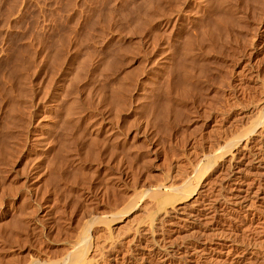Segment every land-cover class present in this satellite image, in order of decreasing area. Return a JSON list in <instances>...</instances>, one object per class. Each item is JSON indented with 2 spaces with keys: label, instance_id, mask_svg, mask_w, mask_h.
Listing matches in <instances>:
<instances>
[{
  "label": "rangeland",
  "instance_id": "obj_1",
  "mask_svg": "<svg viewBox=\"0 0 264 264\" xmlns=\"http://www.w3.org/2000/svg\"><path fill=\"white\" fill-rule=\"evenodd\" d=\"M149 1L151 4L154 2L153 8L150 7ZM222 1L0 0V264H30L33 261L36 264L60 263L74 241H78L82 248L85 247L86 256L88 259L94 258L93 261L97 262L94 261L95 264H264V243H262L264 242V200L253 198L249 201L250 203L248 202V205L250 204L247 207L250 208L248 210L232 204L235 200L231 195L234 182L238 179L254 187L260 186L259 188L264 190V143L259 141L260 136L258 134L247 136L251 146L247 156L248 159L253 157V159L250 158L252 161L248 164L239 160V157L231 159L230 154L225 150L200 161L201 154L210 150L209 145L215 143L219 135L224 132L231 135L235 132L230 125H227V128L225 126L233 122L242 106H246V102L250 104L258 100L257 98L261 97L260 95L264 92V0H227L225 4L223 3V7ZM141 4L145 7L149 4V8L152 9L150 10L147 6L146 11L149 10L146 12L148 15H145L147 18L138 22L137 20L141 17H138L137 9L141 7L143 9ZM220 5L225 9L222 13ZM143 12L139 15L142 16ZM217 12L221 16L225 13L223 17L228 21L223 19L227 25L224 22L221 23L222 26L215 23L218 19ZM150 13L153 14L154 19L152 17L150 19L152 16ZM227 15L231 16L230 20L226 18ZM132 16L133 19L136 18L134 21H132ZM210 19L214 21L213 24ZM204 28L205 31L207 30L206 36L200 32V29L204 30ZM211 29H217V31L211 34ZM185 35L190 36V45L192 44L190 58L194 62H190V66L194 78L190 79V89L187 91L185 89L182 94L183 90L178 88L180 86L178 74H176L169 91L171 98L174 97L173 109L170 108L172 112L169 109L164 115L161 112L162 106H156V103L165 101L166 89H168L166 83L171 80L170 73L174 71L177 73L179 66L177 60L179 59H175L177 56L173 52L176 46L184 43ZM122 45L127 48L126 54L124 52L119 54ZM71 62L74 65H71ZM101 63L104 65L102 66ZM22 65L27 70L24 69L20 73L18 67L21 68ZM97 65L100 66L99 69ZM62 70L66 71H64L65 74ZM126 72L129 76L123 81V85L126 84L127 90L120 93L122 96L125 95L126 106L121 103L120 107L117 106V108L116 104L114 108L113 105L107 104L108 97L112 86H119L117 84L120 77ZM55 75L62 78L58 79ZM50 76L53 77L52 83H50ZM57 79L61 80L62 84L69 83L67 85L70 86L67 88L64 83L62 87ZM69 79L73 83H70ZM46 86L49 87L48 93H45L47 96L41 94L43 89H47ZM57 89L61 93L64 91L66 93H59V101H54L52 93ZM50 90L53 92L50 93ZM27 91L28 94H25ZM11 92L13 96L9 94ZM50 94H52L51 97ZM15 96L16 100L13 99ZM60 96H64L63 99ZM11 100L16 101V105L19 102V106L22 107L19 108L21 111L25 108L17 117L12 116L10 111ZM74 100L77 103L72 111L76 112H73V115L70 112L71 116L76 118L74 122H78L70 126L64 116H66L67 106L69 107ZM38 111L40 114L37 113ZM33 112L36 114H32ZM61 117L65 118L63 125L60 122ZM34 119L38 126L34 124ZM32 125H35V128ZM223 128L225 131L219 134ZM227 129L230 131H226ZM40 133L41 138L38 136L40 139L37 137L34 139V136ZM215 134L217 137H214ZM90 138H97L99 142L92 148L88 146L87 148L86 145L91 140ZM61 139L67 140L64 147L58 143ZM244 162L247 166L250 165L247 167ZM194 163H198L199 166L193 174L191 171ZM189 166L191 168L190 189L195 188L196 192L190 196L194 197L198 193L199 200L202 201L199 203L200 208L190 211L191 215L195 212L196 215L198 214L195 223L190 225L194 226L197 231L194 230L192 233L191 230L195 228L190 229L191 238L183 237V235L185 240L176 238L178 241L172 242L174 238L171 233L172 226L168 225L166 226L167 231L165 230L167 233L163 232L161 236L152 232L151 229L158 226L155 213H143L144 207H140L148 204L147 197H141L137 202V208L133 212L136 215L137 211L136 217L134 215L135 222L122 221L116 224L122 229L126 224L128 226V228L125 226L127 229L125 227L121 229V232L120 229H117L118 233L113 231L112 233H116L117 237H114L112 233L106 235L102 231L104 225L116 223V220H113V214L117 215L118 211L122 213V207L130 197L145 191L148 185H155L162 179L176 180L178 168ZM193 199L191 198L190 201ZM98 214L102 215L105 224L98 221L100 217ZM105 214L107 216H104ZM206 214L209 216L207 217ZM95 216L98 219L93 221ZM150 219L151 229L150 224L145 225V220ZM131 228L135 229L130 231ZM83 235L86 236L87 242ZM205 237L207 240L203 244L205 247L201 246L204 253L203 251L193 253L192 243H199V240L204 242ZM189 239L190 247L186 245ZM208 239L211 241L209 242ZM83 242L86 245H83ZM211 245L212 247L218 246V249L228 246L230 251L228 254H218V256L209 248ZM212 252L214 255L210 254ZM162 255H167V261H161Z\"/></svg>",
  "mask_w": 264,
  "mask_h": 264
},
{
  "label": "bare ground",
  "instance_id": "obj_2",
  "mask_svg": "<svg viewBox=\"0 0 264 264\" xmlns=\"http://www.w3.org/2000/svg\"><path fill=\"white\" fill-rule=\"evenodd\" d=\"M222 1V0H221ZM248 1V0H247ZM151 2H153V1H151ZM176 2H178V1H176ZM201 2V1H200ZM219 2V1H218ZM226 3L227 2V0H223L221 3H222V7H223V3ZM262 2V1H261ZM147 3V2H146ZM145 3V4H146ZM148 3H150V1L148 2ZM216 3V2H215ZM220 3V2H219ZM224 3V4H225ZM237 3V2H236ZM258 3V2H257ZM263 3V2H262ZM142 4H144V3H142ZM140 5V6H143V5ZM152 4H154V2L152 3ZM152 4L150 3V7H152L153 8V6H152ZM178 4V3H177ZM176 4V5H177ZM229 4V3H228ZM248 4V3H247ZM155 5V4H154ZM173 5V4H172ZM227 5V4H226ZM231 5V4H230ZM244 5V4H243ZM263 5V4H262ZM139 6V5H138ZM148 6V7H147ZM161 6V5H160ZM178 6V5H177ZM228 6V5H227ZM145 6H143V9H142V7L139 9L138 7V9H137V12H138V17H141V19H139L138 17V19L139 20H137L138 22L139 21H143L144 19H146L147 17H145V15H148L146 12H148V11H146L147 10V8H149V4L148 5H146V9L144 8ZM176 7V6H175ZM220 7H221V5H220ZM221 7V8H222ZM234 7V6H233ZM259 7V6H258ZM152 8H149L150 10L152 9ZM161 8V7H160ZM215 8V7H214ZM221 8H219V9H221ZM229 7H227V9H228ZM231 8H232V6H231ZM144 10V12L142 11V10ZM218 9V10H219ZM237 9V8H236ZM257 9V8H256ZM260 9H261V7H260ZM263 9V8H262ZM164 10V9H163ZM216 10V9H215ZM222 11H221V13L222 12H224V8H222L221 9ZM233 10V9H232ZM161 11V10H160ZM213 11V10H212ZM228 11H230V10H228ZM260 11V10H259ZM263 11V10H262ZM132 12V11H131ZM133 12H134V15H135V11L133 10ZM143 12V14H142V16H143V18H142V16H140L139 14H141ZM152 12V11H151ZM156 12V11H155ZM158 12V11H157ZM264 12V11H263ZM130 13V12H129ZM152 13H154V12H152ZM152 13H150L152 16H150V19H151V17L153 18V14ZM214 14H216L215 12H213ZM226 13H227V10H226ZM230 13V12H229ZM232 13V12H231ZM128 14V13H127ZM131 14V13H130ZM162 14V13H161ZM199 14V13H198ZM157 15V14H156ZM231 15V14H230ZM236 15V14H235ZM241 15V14H240ZM240 15H239V17H240ZM217 20L215 21V23L216 24H219V26H222V24L221 23H223L224 22V24H226L227 25V23H225V21H224V17L223 16H225V13H223V16H221V14L219 15L218 14V12H217ZM258 16V15H257ZM257 16H255V17H257ZM263 16V15H262ZM176 17V16H175ZM213 17V16H212ZM237 17V16H236ZM235 17V18H236ZM157 18V17H156ZM155 18V19H156ZM211 18V17H210ZM215 18V17H214ZM224 18V19H223ZM226 18H228L229 20H230V18H231V16H229L228 17V15H227V17ZM259 18V17H258ZM262 18V17H261ZM132 19H133V16H132ZM136 19V18H135ZM135 19H133L132 21H134ZM154 19V18H153ZM166 19V18H165ZM240 19V18H239ZM215 20V19H214ZM226 20V19H225ZM257 20V19H256ZM260 20V19H259ZM129 21H131L130 20V18H129ZM168 21V20H167ZM210 21H211V19H210ZM209 21V22H210ZM228 20H226V22H227ZM236 21V20H235ZM237 21H239V20H237ZM243 21V20H242ZM241 21V22H242ZM261 21V20H260ZM212 22V21H211ZM214 22V21H213ZM213 22H212V24H213ZM215 23H214V25H215ZM229 23H231V22H229ZM237 23V22H236ZM167 24V23H166ZM221 24V25H220ZM130 25V24H129ZM128 25V26H129ZM144 25V24H143ZM193 25V24H192ZM201 25V24H200ZM252 25H254V24H252ZM133 26V25H132ZM194 26V25H193ZM209 26V28H210V25H208ZM246 26V25H245ZM201 27H202V25H201ZM205 27V26H204ZM207 27V26H206ZM212 27V26H211ZM217 28H218V26H216ZM226 27V26H225ZM249 27V26H248ZM200 28V27H199ZM208 28V27H207ZM206 28V29H207ZM208 28V29H209ZM215 28V27H214ZM222 28V27H221ZM220 28V29H221ZM234 28H235V26H234ZM257 28V27H256ZM128 29V28H127ZM220 29H218L219 31H220ZM226 29H227V27H226ZM130 30H131V27H130ZM132 30H134V28L132 29ZM194 30V29H193ZM196 30V29H195ZM202 30V31H201ZM210 30V29H209ZM222 30V29H221ZM228 30V29H227ZM238 30V29H237ZM253 30V29H252ZM255 30V29H254ZM261 30V29H260ZM127 31V30H126ZM136 31V30H135ZM153 31H155V30H153ZM207 31V30H206ZM205 28H204V30L203 29H200V32H203V35L205 34ZM212 31V32H211ZM211 31H209V32H211V34L213 33V31H217V29L216 30H212L211 29ZM233 31V30H232ZM240 31V30H239ZM243 31V30H242ZM245 31V30H244ZM151 32V31H150ZM248 32V31H247ZM250 32H251V30H250ZM122 33V32H121ZM198 33V32H197ZM196 33V35H198ZM223 33V32H222ZM263 33V32H262ZM200 34V33H199ZM215 34V33H214ZM217 34V33H216ZM232 34V33H231ZM134 35V34H133ZM189 35V34H188ZM186 36L185 38H184V43H182V45H178V46H176V50L173 52L175 55V59H179V60H177V65H179L178 66V69H177V73L174 71L173 73L171 72L170 74V76H171V80H169L167 83H166V87H168V89H166V97H165V101L163 102V103H156V106L157 105H160V106H162V110H161V112L162 113H164V115L169 111V109L170 108H172L173 107V98H171V95H170V87L172 86V84H173V81H174V78L176 77V74H178V84H179V86L180 87H182V88H180V87H178L180 90H183V93H182V91H181V93L182 94H184V90L185 91H187L188 89H190V79L192 78H194L193 77V73H192V70H191V66H190V62H194V60L192 59V58H190L191 56H190V46L192 45H190V42H191V40H190V36ZM202 35V34H201ZM220 35H222L221 33H220ZM235 35V34H234ZM253 35V34H252ZM155 36V35H154ZM153 36V37H154ZM195 36V35H194ZM200 36V35H199ZM205 36H206V34H205ZM215 36V35H214ZM217 36V35H216ZM224 36V35H223ZM247 36V35H246ZM157 37V36H156ZM164 37V36H163ZM228 37V36H227ZM235 37V36H234ZM249 37V36H248ZM256 37V36H255ZM197 38V37H196ZM195 38V41L197 40ZM202 37H200V39H201ZM211 38V37H210ZM214 38V37H213ZM212 38V39H213ZM226 38V37H225ZM229 38V37H228ZM236 38V37H235ZM263 38V37H262ZM157 39V38H156ZM192 39V38H191ZM199 39V38H198ZM207 39V38H206ZM231 39V38H230ZM240 39V38H239ZM153 40V39H152ZM209 40V39H208ZM214 40V39H213ZM219 40V39H218ZM227 40V39H226ZM232 40V39H231ZM230 40V41H231ZM133 41V40H132ZM206 41V40H205ZM243 41V40H242ZM250 41H252L251 39H250ZM264 41V40H263ZM75 42V41H74ZM194 42V41H193ZM198 42V41H197ZM232 42V41H231ZM245 42V41H244ZM134 43V42H133ZM233 43V42H232ZM231 43V44H232ZM169 44V43H168ZM196 44H198V43H196ZM200 44V43H199ZM215 44V43H214ZM222 44V43H221ZM230 44V43H229ZM136 45V44H135ZM213 45V44H212ZM233 46H234V44H232ZM249 45V44H248ZM260 45V44H259ZM258 45V46H259ZM263 45V44H262ZM48 46V45H47ZM46 46V47H47ZM133 46H134V44H133ZM180 46V47H179ZM205 46V45H204ZM203 46V47H204ZM206 46H208V45H206ZM218 46V45H217ZM135 47V46H134ZM137 47H139V46H137ZM198 47V46H197ZM211 47H214V46H211ZM235 47V46H234ZM69 48V47H68ZM128 48H129V46H128ZM174 48V47H173ZM47 49V48H46ZM56 49V48H55ZM127 48H125V46H123L122 45V48L120 49V51H119V54L120 53H123L124 52V54H126L125 52L127 51L126 50ZM207 49V48H206ZM225 49V48H224ZM234 49V48H233ZM104 50V49H103ZM108 50V49H107ZM107 50H105V51H107ZM110 50V49H109ZM214 50V49H213ZM240 50V49H239ZM198 51V50H197ZM201 51V50H200ZM250 51V50H249ZM91 52V51H90ZM108 52V51H107ZM106 52V53H107ZM110 52V51H109ZM215 52H216V50H215ZM225 52V51H224ZM240 52V51H239ZM260 52V51H259ZM258 52V53H259ZM263 52V51H262ZM74 53V52H73ZM192 53H194V52H192ZM207 53V52H206ZM210 53V52H209ZM238 53V52H237ZM243 53V52H242ZM19 54V53H18ZM48 54V53H47ZM53 54V53H52ZM51 54V55H52ZM116 54V53H115ZM132 54V53H131ZM217 54H219V53H217ZM229 54V53H228ZM244 54V53H243ZM246 54V53H245ZM256 54V53H255ZM262 54V53H261ZM87 55V54H86ZM90 55V54H89ZM205 55V54H204ZM216 55V54H215ZM64 56V55H63ZM121 56V55H120ZM200 56V55H199ZM234 56H236V55H234ZM50 57V56H49ZM65 57V56H64ZM72 57V56H71ZM87 57V56H86ZM89 57V56H88ZM211 57V56H210ZM47 58H48V56H47ZM46 58V59H47ZM52 58V57H51ZM140 58V57H139ZM196 58V57H195ZM212 58V57H211ZM238 58V57H237ZM18 59V58H17ZM164 59H167V58H164ZM207 59V58H206ZM241 59V58H240ZM239 59V60H240ZM262 59V58H261ZM25 60V59H24ZM87 60V59H86ZM102 60H103V58H102ZM174 60V59H173ZM209 60V59H208ZM234 60V59H233ZM232 60V61H233ZM238 60V61H239ZM246 60V59H245ZM260 60V59H259ZM22 61H23V59H22ZM165 61V60H164ZM207 61V60H206ZM242 61V60H241ZM248 61V60H247ZM246 61V62H247ZM55 62V61H54ZM72 62H74L73 60H72ZM71 62V63H72ZM198 62V61H197ZM237 62V61H236ZM257 62V61H256ZM260 62V61H259ZM29 63V62H28ZM47 63H48V60H47ZM83 63V62H82ZM85 63V62H84ZM104 63V62H103ZM103 63H101L102 64V66L104 65ZM211 63V62H210ZM217 63V62H216ZM219 63V62H218ZM228 63V62H227ZM55 64V63H54ZM189 65L188 67H187V65ZM214 64V63H213ZM250 64V63H249ZM71 65H74V63H72ZM70 65V66H71ZM79 65V64H78ZM80 65H81V63H80ZM176 65V64H175ZM186 65V66H185ZM243 65V64H242ZM248 65V64H247ZM23 66V65H22ZM76 66V65H75ZM170 66H171V64H170ZM201 66V65H200ZM219 66V65H218ZM226 66V65H225ZM244 66H246V65H244ZM255 66V65H254ZM72 67V66H71ZM80 67V66H79ZM83 67V66H82ZM97 67H98V69L100 68V66H98L97 65ZM105 67H106V64H105ZM52 68V67H51ZM64 68V67H63ZM73 68V67H72ZM230 68V67H229ZM18 69H19V72L20 73H22V71L24 70V69H26L27 70V68H25L24 66L23 67H21V68H19L18 67ZM17 69V70H18ZM65 70H66V68H64ZM78 69H81V68H78ZM97 68H95V70H96ZM176 69H173V70H176ZM227 69V68H226ZM242 69H243V67H242ZM250 69V68H249ZM65 70H62L63 72L65 71ZM77 70V69H76ZM94 70V71H95ZM155 70V69H154ZM251 70V69H250ZM249 70V71H250ZM253 70V69H252ZM78 71V70H77ZM98 70H96L95 72H97ZM150 71V70H149ZM209 71V70H208ZM242 71V70H241ZM245 71V70H244ZM26 72V71H25ZM32 72V71H31ZM66 72V71H65ZM65 72H64V74H65ZM69 72V71H68ZM94 72V73H95ZM128 72V71H127ZM126 72V74L124 73L123 74V76L122 77H120L119 79V83L117 84V85H119V86H112V88H111V94H110V96L108 97L109 98V101L107 102L106 100V102H107V104L108 105H116V107L118 106V107H120L119 105L122 103H124V96L125 95H121L120 93L123 91H126L127 89H126V84L125 85H123V81H125V80H127V78H128V76H129V73H127ZM170 72V71H169ZM231 72V71H230ZM239 72V71H238ZM19 73V74H20ZM197 73V72H196ZM228 73V72H227ZM242 73V72H241ZM63 74V73H62ZM25 75V74H24ZM24 75L22 76V77H24ZM61 75V74H60ZM93 75V74H92ZM147 75V74H146ZM154 75V74H153ZM207 75V74H206ZM210 75V74H209ZM222 75V74H221ZM264 75V74H263ZM27 76V75H26ZM56 76V75H55ZM67 76V75H66ZM152 76V75H151ZM201 76V75H200ZM231 76V75H230ZM21 77V78H22ZM28 77V76H27ZM26 77V78H27ZM51 77V76H50ZM57 77V76H56ZM56 77L54 78V79H56ZM61 77V76H60ZM58 78V79H61V78ZM63 77H64V75H63ZM167 77V76H166ZM169 77V76H168ZM205 77V76H204ZM232 77V76H231ZM263 77V76H262ZM20 78V80H22ZM52 78L53 77H51L50 78V83H52ZM67 78V77H66ZM131 78V77H130ZM152 78V77H151ZM57 79V81L58 82H60L59 80ZM205 79V78H204ZM221 79V78H220ZM250 79H251V77H250ZM20 80H18V81H20ZM63 80V79H62ZM74 80V79H73ZM90 80V79H89ZM141 80V79H140ZM198 80V79H197ZM217 80H219V79H217ZM249 80V79H248ZM22 81H24V80H22ZM55 81V80H54ZM68 81V80H67ZM208 81H210V80H208ZM229 81V80H228ZM246 81V80H245ZM244 81V82H245ZM21 82V81H20ZM19 82V83H20ZM26 82V81H25ZM64 82V81H63ZM69 82L71 83L72 81L69 79ZM140 82V81H139ZM143 82V81H142ZM176 82V81H175ZM193 82H195V80L193 81ZM193 82H191V83H193ZM239 82H241V81H239ZM54 83H56V82H54ZM61 83V86L65 83V87H69L70 85H67V84H69V83H67V82H64L63 84H62V82H60ZM73 83V82H72ZM77 83V82H76ZM75 83V84H76ZM125 83V82H124ZM144 83H145V81H144ZM234 83H235V81H234ZM247 83V82H246ZM30 84V83H29ZM48 84V83H47ZM46 84V85H47ZM150 84V83H149ZM177 84V83H176ZM228 84V83H227ZM230 84V83H229ZM248 84V83H247ZM250 84V83H249ZM58 85V84H57ZM112 85V84H111ZM130 85V84H129ZM210 85V84H209ZM244 85V84H243ZM251 85V84H250ZM254 85V84H253ZM259 85H260V83H259ZM262 86H263V84H261ZM23 86V85H22ZM48 86H50V85H48ZM123 86H125V87H123ZM133 86H134V84H133ZM139 86V85H138ZM193 86V85H192ZM236 86H237V84H236ZM47 87V86H46ZM63 87V86H62ZM67 87V88H68ZM163 87V86H162ZM165 87V88H166ZM241 87V86H240ZM239 87V88H240ZM243 87V86H242ZM244 87H246V85L244 86ZM257 87V86H256ZM261 87V86H260ZM56 88V87H55ZM157 88V87H156ZM172 88V87H171ZM226 88V87H225ZM23 89V88H22ZM31 89V88H30ZM90 89V88H89ZM141 89V88H140ZM173 89H177V88H174L173 87ZM238 89V88H237ZM246 89V88H245ZM44 90V91H43ZM42 90V92L43 93H41V94H47L48 92H47V90H49V87H47V89H43ZM46 90V91H45ZM63 90H64V88H63ZM68 90V89H67ZM78 90V89H77ZM106 90V89H105ZM129 90V89H128ZM137 90H139V89H137ZM150 90V89H149ZM158 90V89H157ZM180 90L178 91L179 93H180ZM216 90V89H215ZM236 90V89H235ZM264 90V89H263ZM25 91V90H24ZM23 91V92H24ZM51 91V90H50ZM55 91V90H54ZM140 91H142V90H140ZM158 91H160V90H158ZM165 91V90H164ZM177 91V90H176ZM252 91V90H251ZM260 91V90H259ZM22 92V93H23ZM53 91H51L50 93H52ZM65 92V91H64ZM63 92V93H64ZM68 92V91H67ZM70 92V91H69ZM74 92H75V90H74ZM201 92V91H200ZM232 92V91H231ZM248 92V91H247ZM263 92V91H262ZM59 93H61V91L59 90V89H57L55 92H53L52 94H50V97H51V95H52V98H53V100L54 101H59V99H58V94ZM63 93H61V94H63ZM66 93V92H65ZM172 93H173V90H172ZM178 93V94H179ZM9 94H12V92L11 93H9ZM24 94V93H23ZM25 94H28V91L25 93ZM45 94V96H47ZM68 94H70V93H68ZM77 94V93H76ZM106 94V93H105ZM124 94V93H123ZM165 94V93H164ZM187 94V93H186ZM213 94V93H212ZM215 94V93H214ZM224 93H222V95H223ZM243 94V93H242ZM65 95V94H64ZM222 95H221V97H222ZM255 95V94H254ZM12 96H13V94H12ZM28 96V95H27ZM27 96H26V98H27ZM40 96V95H39ZM66 96V95H65ZM71 96V95H70ZM98 96V95H97ZM103 96V95H102ZM106 96V95H105ZM139 96V95H138ZM173 96H174V94H173ZM206 96H207V94H206ZM227 96V95H226ZM234 96V95H233ZM258 96V95H257ZM261 97H258L257 99L258 100H255L254 102L252 101V103H247L246 102V106H242V108L239 110V112H238V114L237 115H235L236 117L233 119V122H231V121H229V122H231V124H229V123H227L226 124V128H227V125L229 126L230 125V127L231 128H233L234 129V131L232 130V132H234L233 134L231 133V135H229L227 132H224L225 130H224V128H223V131L221 132V133H219V134H222L223 132V134L222 135H219V137L218 138H216L217 140H215L214 142L215 143H211L209 146H210V148L209 147H207V148H209L210 150H208V149H206V150H208V152H204V153H200L201 154V159H200V161L202 160V159H206L207 157H210L212 154H216V153H218V152H220V151H224L225 150V152H228V154H230V157H231V159H234V158H237V157H239V160H241L242 162L243 161H245L246 162V164H248L249 162H251L252 160L251 159H253V157L249 160L248 159V156H247V153H248V151L251 149V146H250V144H249V142L250 141H248L247 140V136H249V135H251V134H258L259 136H260V142L261 143H264V92L260 95ZM29 97V96H28ZM33 97V96H32ZM62 99H63V97L62 96H60ZM69 97V96H68ZM90 97V96H89ZM231 97V96H230ZM31 98V97H30ZM34 98V97H33ZM72 98V97H71ZM74 98V97H73ZM139 98V97H138ZM185 98V97H184ZM206 98H208V97H206ZM250 98H253V97H250ZM3 99V98H2ZM13 99H17L16 98V96L15 97H13ZM32 99V98H31ZM75 99V98H74ZM77 99V98H76ZM105 99H106V97H105ZM127 99V98H126ZM162 99V98H161ZM164 99V98H163ZM225 99H226V97H225ZM235 99V98H234ZM233 99V100H234ZM248 99V98H247ZM52 100V99H51ZM136 100V99H135ZM18 101V100H17ZM35 101V100H34ZM33 101V102H34ZM101 101V100H100ZM105 101H104V103H105ZM177 101V100H176ZM181 101V100H180ZM226 101V100H225ZM231 101V100H230ZM241 101V100H240ZM12 102V103H11ZM11 104H10V108H11V112H12V116H16L17 117V115H19V114H21L24 110H25V108L23 109V111H21L19 108L21 107V106H19V102H17V105H16V101H14L13 102V100H11ZM31 102V101H30ZM51 102V101H50ZM62 102V101H61ZM135 102V101H134ZM202 102V101H201ZM209 101H208V99H207V103H208ZM212 102V101H211ZM233 102V101H232ZM251 102V101H250ZM40 103V102H39ZM75 103H77V101L76 100H74V102H72L70 105H69V107L67 106V111H65V114H66V116H64L65 118H66V120H67V123H68V125H70L71 126V124H74V123H76L77 124V122H74V120L76 119V118H74L73 116H71V112H72V115H73V112H76V111H72V109L74 108L75 109V107H73V106H75L76 104ZM179 103V102H178ZM186 103H187V101H186ZM222 103H223V100H222ZM240 103V102H239ZM243 103H245V102H243ZM26 104V103H25ZM31 104V103H30ZM34 104V103H33ZM54 104H56V103H54ZM91 104V103H90ZM94 104V103H93ZM225 104V103H224ZM223 104V105H224ZM236 104V103H235ZM234 104V105H235ZM249 104V105H248ZM35 105V104H34ZM37 105V104H36ZM35 105V106H36ZM57 105V104H56ZM89 105V104H88ZM97 105V104H96ZM124 105H125V103H124ZM209 105V104H208ZM218 105V104H217ZM228 105V104H227ZM231 105H233V104H231ZM230 105V106H231ZM240 105V104H239ZM238 105V106H239ZM248 105V106H247ZM19 106V107H18ZM30 106V105H29ZM80 106V105H79ZM82 106V105H81ZM126 106V105H125ZM154 106V105H153ZM159 106V107H160ZM213 106V105H212ZM230 106H228L229 108H231ZM237 106V107H238ZM117 107V108H118ZM134 107V106H133ZM158 107V108H159ZM203 107V106H202ZM220 107H222L221 105H220ZM22 108V107H21ZM29 108V107H28ZM36 108V107H35ZM45 108V107H44ZM62 108H64V107H62ZM61 108V109H62ZM81 108V107H80ZM84 108V107H83ZM89 108V107H88ZM114 108H115V106H114ZM137 108V107H136ZM147 108V107H146ZM157 108V109H158ZM224 108H226V107H224ZM86 109V108H85ZM121 109V108H120ZM128 109V108H127ZM173 109V108H172ZM221 109V108H220ZM59 110V109H58ZM113 110V109H112ZM117 110V109H116ZM159 110V109H158ZM171 110V109H170ZM214 110V109H213ZM219 110V108L217 109V111ZM224 110V109H223ZM222 110V111H223ZM227 110V109H226ZM37 111V110H36ZM55 111V110H54ZM71 111V112H70ZM111 111V110H110ZM138 111V110H137ZM160 111V110H159ZM207 111V110H206ZM211 111V110H210ZM27 112V111H26ZM47 112V111H46ZM90 112V111H89ZM113 112V111H112ZM117 111H115V113H116ZM171 112H172V110H171ZM224 112V111H223ZM226 112H228V111H226ZM37 113H39L40 114V112L38 111ZM58 113V112H57ZM136 113V112H135ZM170 113V112H169ZM204 113V112H203ZM11 114V113H10ZM28 114V113H27ZM32 114H36V112H33ZM31 114V115H32ZM76 114V113H75ZM89 114V113H88ZM113 114V113H112ZM112 114H110V115H112ZM154 114H156V113H154ZM45 115V114H44ZM62 115H63V112H62ZM61 115V116H62ZM68 115V116H67ZM168 115V114H167ZM37 116V115H36ZM82 116V115H81ZM6 117V116H5ZM11 117V116H10ZM40 117V116H39ZM68 117V118H67ZM116 117V116H115ZM137 117V116H136ZM147 117V116H146ZM163 117V116H162ZM208 117V116H207ZM223 117V116H222ZM221 117V118H222ZM232 117V116H231ZM12 118V117H11ZM33 118H34V116H33ZM38 118V117H37ZM42 118V117H41ZM41 118H39V119H41ZM63 117H61V119H62ZM65 118L64 119H62V121H60V122H62V125L64 124L63 123V121L65 120ZM113 118V117H112ZM117 118V117H116ZM143 118V117H142ZM198 118V117H197ZM209 118V117H208ZM16 119V118H15ZM32 119V118H31ZM38 119V120H39ZM60 119V118H59ZM82 119V118H81ZM80 119V120H81ZM132 119H133V116H132ZM138 119V118H137ZM155 119V118H154ZM215 119V118H214ZM227 119V118H226ZM7 120H9V118H7ZM12 120H14V118L12 119ZM37 120V119H36ZM122 120V119H121ZM134 120V119H133ZM219 120V119H218ZM5 121V120H4ZM32 121V120H31ZM30 121V122H31ZM125 121V120H124ZM156 121V120H155ZM6 122V121H5ZM12 122V121H11ZM37 122V121H36ZM65 122V121H64ZM81 122V121H80ZM95 122V121H94ZM135 122H137V121H135ZM218 122V121H217ZM228 122V121H227ZM114 123H115V121H114ZM132 123V122H131ZM130 123V124H131ZM216 123V122H215ZM220 123V122H219ZM2 124V123H1ZM6 124V123H5ZM4 124V125H5ZM34 124H37V123H35V119H34ZM98 124V123H97ZM133 124H134V122H133ZM41 125H43L42 123H41ZM41 125H40V127H41ZM212 125V124H211ZM33 126V125H32ZM35 126V125H34ZM33 126V128H35ZM37 126H38V124H37ZM73 126V125H72ZM94 126V125H93ZM115 126V125H114ZM125 126V125H124ZM10 127H12V125H10ZM51 127V126H50ZM117 127V126H116ZM214 127H216V126H214ZM224 127V126H223ZM230 127L228 128V129H230ZM7 128V127H6ZM73 128V127H72ZM81 128V127H80ZM97 128V127H96ZM119 128V127H118ZM69 129V128H68ZM122 129V128H121ZM126 129H127V127H126ZM228 129L226 130V131H228ZM1 130V129H0ZM35 130V129H34ZM34 130H32V132L34 131ZM72 130V129H71ZM110 130V129H109ZM131 130V129H130ZM73 131V130H72ZM80 131V130H79ZM82 131H83V128H82ZM112 131V130H111ZM206 131V130H205ZM209 131V130H208ZM230 131V130H229ZM228 131V132H229ZM1 132V131H0ZM8 132V131H7ZM35 133V132H34ZM37 133H39V132H37ZM72 133V132H71ZM99 133V132H98ZM97 133V134H98ZM109 133H110V131H109ZM109 133H107V134H109ZM113 133V132H112ZM140 133V132H139ZM148 133V132H147ZM185 133V132H184ZM218 133V132H217ZM54 134V133H53ZM111 134V133H110ZM126 134V133H125ZM138 134V133H137ZM183 134V133H182ZM10 135V134H9ZM36 135V134H35ZM41 133L39 134V135H36V136H34V139H37V138H41ZM43 136H44V134H42ZM118 135V134H117ZM30 136V135H29ZM39 136V137H38ZM99 136V135H98ZM122 136V135H121ZM133 136V135H132ZM37 137V138H36ZM120 137V136H119ZM214 137H217L216 136V134H215V136ZM214 137H212V138H214ZM39 138V139H40ZM45 138V137H44ZM64 138V137H63ZM185 138V137H184ZM195 138V137H194ZM91 139V138H90ZM101 139V138H100ZM118 139V138H117ZM43 140V138L41 139V141ZM31 141V140H30ZM38 141V140H37ZM108 141V140H107ZM115 141H116V139H115ZM114 141V142H115ZM202 141V140H201ZM88 142V141H87ZM86 142V143H87ZM97 142H99V140L97 139V138H92L88 143H87V145H86V147L88 146V147H91L92 148V146H94V144H96ZM33 143V142H32ZM38 143H39V141H38ZM58 143H61L62 145H63V147H64V145L67 143V140L66 139H61V142L59 141ZM210 143V142H209ZM253 143V142H252ZM39 144H41V143H39ZM82 144V143H81ZM127 144V143H126ZM183 144V143H182ZM260 144V143H259ZM23 145V144H22ZM46 145V144H45ZM56 145H57V143H56ZM59 145V144H58ZM61 145V146H62ZM97 145V144H96ZM111 145H112V142H111ZM47 146V145H46ZM60 146V145H59ZM60 146V147H61ZM100 146V145H99ZM123 146V145H122ZM121 146V147H122ZM87 147V148H88ZM111 147V146H110ZM116 147V146H115ZM260 147H261V145H260ZM259 147V148H260ZM263 147V146H262ZM26 148H28V147H26ZM35 148V147H34ZM46 148V147H45ZM48 148V147H47ZM50 148V147H49ZM66 148V147H65ZM84 148V147H83ZM124 148V147H123ZM205 148V147H204ZM240 148V149H239ZM105 149V148H104ZM111 149V148H110ZM185 149V148H184ZM260 149H262V148H260ZM78 150V149H77ZM101 150V149H100ZM114 150H115V148H114ZM119 150V149H118ZM117 150V151H118ZM126 151H127V148L125 149ZM235 150H236V152H235ZM263 150V149H262ZM31 151V150H30ZM90 151V150H89ZM116 151V152H117ZM252 151V150H251ZM256 151V150H255ZM19 152V151H18ZM69 152V151H68ZM94 152V151H93ZM200 152H201V150H200ZM211 152V153H210ZM213 152V153H212ZM242 152H244V153H242ZM80 153V152H79ZM100 154V153H99ZM122 154V153H121ZM170 154V153H169ZM43 156V155H42ZM76 156V155H75ZM116 156V155H115ZM179 156V155H178ZM254 156V155H253ZM261 156V155H260ZM59 157V156H58ZM89 157V156H88ZM173 157V156H172ZM229 157V156H228ZM178 158V157H177ZM258 158V157H257ZM16 159V158H15ZM246 159H248V160H246ZM263 159V158H262ZM105 160H107V159H105ZM179 160V159H178ZM236 160V159H235ZM261 160V159H260ZM46 161V160H45ZM177 161V160H176ZM199 161V160H198ZM199 161V162H200ZM44 162V161H43ZM55 162V161H54ZM92 162V161H91ZM185 162V161H184ZM195 162V161H194ZM198 162V163H199ZM245 162H244V164H245ZM256 162V161H255ZM33 163V162H32ZM180 163V162H179ZM198 163H194L195 165L192 167V171L191 172H193V174H194V172H196V170H197V168H198V166H199V164ZM233 163V162H232ZM256 163H259V162H256ZM39 164V163H38ZM112 164V163H111ZM122 164V163H121ZM176 164V163H175ZM243 164V165H244ZM245 164V165H246ZM37 165V164H36ZM45 165H47V164H45ZM186 165V164H185ZM188 165H189V163H188ZM188 165H186V166H188ZM250 165V164H249ZM248 165V166H249ZM256 165H258V164H256ZM48 166V165H47ZM50 166V165H49ZM192 166V165H191ZM247 166V165H246ZM247 166V167H248ZM81 167V166H80ZM173 167V166H172ZM179 167H180V164H179ZM264 167V166H263ZM30 168V167H29ZM56 168V167H55ZM206 168H208V166L206 167ZM190 166L188 167V168H178V176H177V179L175 180H168V179H162V181H160V182H158L157 184H155V185H152L151 183V185L149 186L148 185V188L145 190V191H143V192H140L139 194H135V195H133L132 197H130V199H126L127 200V202L126 203H124V206L122 207V213H120L119 211H118V213H120L119 215H118V213H117V215L116 214H113L114 215V219L113 220H116V223H114V225H111V224H108V225H104L103 226V229H102V231L104 232V233H106V235L108 234H110V233H112L113 231H116L117 233H118V231H117V229H120V232L124 229V227L125 226H127V224L125 225V226H123V224H121L122 226H123V229L122 228H118V226L119 225H116V224H119L118 222H122V221H124V222H130L131 221V223H133V222H135L134 221V219H136V218H134V215L135 214H133V212H134V210H136V208H137V202H138V200H140V198L142 197H147L148 199H149V202H148V204L146 205V206H140L141 208H143V213H149V214H151L152 212L153 213H155L154 215L156 216V221H158V226L157 225H155V226H157L156 228H154L153 230L151 229V225H152V221H151V219L149 220L150 221V223H149V221H147V220H145V225H149L150 224V229H151V231L152 232H156L157 233V235L158 234H160V236L162 235V233L163 232H165V230H166V226L168 225V226H172V232L171 231H169V233L171 232L172 234H173V236H174V238H172V242H174V240H176V238L177 239H179L180 238V240L183 238V237H190L189 235L191 234V232L193 233L194 232V230L196 231V228L193 226V227H191L190 225L191 224H193V223H195V221H196V219H197V215L194 213V215L192 214H190V211H193V210H196L198 207H199V203H201L202 201H200L199 200V194L197 195L196 194V196H194V197H192L196 192H195V188L194 189H190ZM26 170V169H25ZM41 170V169H40ZM46 170V169H45ZM44 170V171H45ZM177 170V169H176ZM175 170V171H176ZM47 171V170H46ZM85 171V170H84ZM165 171V170H164ZM79 172V171H78ZM81 172V171H80ZM43 173V172H42ZM84 173H86V172H84ZM54 174V173H53ZM103 174V173H102ZM129 174V173H128ZM174 174H175V172H174ZM192 174V175H193ZM264 174V173H263ZM40 175V174H39ZM46 175V174H45ZM33 176V175H32ZM36 176V175H35ZM94 176V175H93ZM112 176V175H111ZM171 176V175H170ZM194 176V175H193ZM264 176V175H263ZM38 177V176H37ZM44 177V176H43ZM42 177V178H43ZM105 178V177H104ZM108 178V177H107ZM194 178V177H193ZM236 178H239V177H236ZM260 178V177H259ZM84 179V178H83ZM118 179V178H117ZM243 179V178H242ZM45 180V179H44ZM136 181V180H135ZM251 181V180H250ZM261 182H262V180H260ZM31 182V181H30ZM29 182V183H30ZM69 182H70V180H69ZM24 183V182H23ZM134 183V182H133ZM109 184V183H108ZM107 184V185H108ZM234 186H233V190H232V193H231V195H232V199H234V200H232V201H234V202H232V201H230V203L232 202V204L234 203V205H239V206H241L242 208L244 207V208H246V209H250V208H247L249 205H248V202L249 201H251L253 198L254 199H257V200H264V190H262V189H260L259 187H254L252 184H248V183H246L245 181H241L240 179H238L236 182H234ZM259 184V183H258ZM22 185V184H21ZM48 185V184H47ZM60 185V184H59ZM123 185V184H122ZM136 185V184H135ZM34 186V185H33ZM109 186V185H108ZM1 187V186H0ZM29 187V186H28ZM27 187V188H28ZM263 187V186H262ZM32 188V187H31ZM41 188H42V185H41ZM121 188V187H120ZM124 188V187H123ZM122 188V189H123ZM37 189H39V188H37ZM53 189V188H52ZM196 189H197V186H196ZM24 190V189H23ZM47 190V189H46ZM31 191H33V190H31ZM40 191V190H39ZM109 191V190H108ZM119 191H121V190H119ZM198 191V190H197ZM27 192V191H26ZM25 192V193H26ZM133 192V191H132ZM16 193V192H15ZM36 193V192H35ZM38 193V192H37ZM44 193V192H43ZM117 193V192H116ZM119 193H121V192H119ZM135 193V192H134ZM40 194V196H41V193H39ZM190 194H193L192 196H190ZM32 195V194H31ZM35 196V195H34ZM115 196V195H114ZM116 197V196H115ZM117 197H118V195H117ZM126 197V196H125ZM23 198V197H22ZM25 198V197H24ZM112 198H113V195H112ZM126 198H128V197H126ZM191 198H194L192 201H190V199ZM111 199V198H110ZM114 199V198H113ZM116 199V198H115ZM123 199V198H122ZM118 200V199H117ZM125 200V199H124ZM123 200V201H124ZM125 200V201H126ZM200 201V202H199ZM109 202H112V201H109ZM114 202H115V200H114ZM119 202V201H118ZM117 202V203H118ZM139 202H141V201H139ZM263 202V201H262ZM17 203V202H16ZM113 203V202H112ZM120 203V202H119ZM250 203V202H249ZM252 203V202H251ZM12 204V203H11ZM10 204V205H11ZM33 204V203H32ZM146 204V203H145ZM253 204V203H252ZM207 205V204H206ZM205 205V206H206ZM209 205V204H208ZM12 206V205H11ZM29 206V205H28ZM120 206V205H119ZM204 206V207H205ZM258 206V205H257ZM17 207V206H16ZM35 207V206H34ZM87 207H89V206H87ZM91 207H92V205H91ZM114 207H115V205H114ZM228 207V206H227ZM12 208V207H11ZM11 208H10V210H11ZM14 208H15V206H14ZM113 208V207H112ZM116 208V207H115ZM139 208V207H138ZM200 208V207H199ZM235 208V207H234ZM240 208V207H239ZM34 209V208H33ZM140 209V208H139ZM232 209V208H231ZM246 209H244L245 211H246ZM254 209H255V207H254ZM199 210V209H198ZM201 210V209H200ZM211 210V209H210ZM256 210V209H255ZM31 211V210H30ZM92 211V210H91ZM105 211V210H104ZM120 211H121V209H120ZM141 211V212H142ZM232 211V210H231ZM28 213V212H27ZM31 213V212H30ZM100 213V212H99ZM107 213V212H106ZM142 213V214H143ZM192 213V212H191ZM198 213V212H197ZM214 213V212H213ZM212 213V214H213ZM109 214V213H108ZM250 214V213H249ZM24 215V214H23ZM23 215H22V217H23ZM25 215H27V214H25ZM98 215H100V214H98ZM112 215V214H111ZM136 215H137V211H136ZM136 215H135V217H136ZM202 215V214H201ZM205 215V214H204ZM207 215V214H206ZM231 215V214H230ZM258 215V214H257ZM261 215V214H260ZM12 216V215H11ZM20 216H21V213H20ZM46 216V215H45ZM89 216V215H88ZM104 216H107L106 214L104 215ZM209 215H207V217H208ZM246 216V215H245ZM21 217V218H22ZM25 218V217H24ZM103 217H102V215H100V217H99V222H102V223H104L105 221H103V219H102ZM150 218V217H149ZM42 219V218H41ZM98 219V217H94L92 220L93 221H96V220ZM112 219V218H111ZM127 219V221H125ZM146 219H148V218H146ZM91 220V221H92ZM204 220V219H203ZM22 221H23V219H22ZM155 221V222H156ZM91 223V222H90ZM101 223V224H102ZM106 223V222H105ZM104 223V224H105ZM147 223V224H146ZM25 224V223H24ZM49 224V223H48ZM136 224V223H135ZM134 224V225H135ZM157 224V223H156ZM199 224V223H198ZM197 224V225H198ZM96 225H98V224H96ZM195 225V224H194ZM201 225H203V224H201ZM79 226V225H78ZM198 226H200V225H198ZM98 227V226H97ZM135 227V226H134ZM148 227V226H147ZM146 227V228H147ZM205 227V226H204ZM211 227V226H210ZM263 227V226H262ZM127 228H128V226H127ZM126 227H125V229H127ZM193 228H195V229H193ZM212 228V227H211ZM88 229H90V228H88ZM98 229V228H97ZM122 229V230H121ZM130 229V228H129ZM135 229V228H134ZM134 229H132L131 228V230L130 231H132V230H134ZM142 229V228H141ZM145 229V228H144ZM190 229H193V230H191V232H190ZM213 229V228H212ZM100 230V229H99ZM146 230V229H145ZM145 230H143V231H145ZM101 231V233H103ZM125 231V230H124ZM167 231V230H166ZM183 231H189V232H187V234H186V232L184 233ZM200 231V230H199ZM202 231V230H201ZM200 231V232H201ZM217 231V230H216ZM221 231V230H220ZM219 231V232H220ZM223 231V230H222ZM83 232V231H82ZM137 232V231H136ZM147 232V231H146ZM182 232L184 233V234H182ZM197 232V231H196ZM128 233V232H127ZM155 233V234H156ZM165 233H167V232H165ZM170 233V234H171ZM190 233V234H189ZM205 233V232H204ZM209 233V232H208ZM214 233V232H213ZM222 233V232H221ZM112 234H114V233H112ZM116 234V233H115ZM115 234H114V237H117V236H115ZM124 234V233H123ZM131 234H133V233H131ZM200 234V233H199ZM202 234V233H201ZM75 235H76V233H75ZM79 235V234H78ZM90 235H92V234H90ZM104 235V234H103ZM118 235V234H117ZM122 235V234H121ZM184 235V236H183ZM192 235V234H191ZM213 235V234H212ZM215 235V234H214ZM217 235V234H216ZM112 236V235H111ZM119 236V235H118ZM126 236V235H125ZM183 236V237H182ZM206 236H207V234H206ZM209 236V235H208ZM89 237V236H88ZM106 238L108 237V236H105ZM120 237V236H119ZM136 237V236H135ZM171 237V236H170ZM83 238H84V240L86 239V236L84 237V235H83ZM95 238V237H94ZM103 238V237H102ZM112 238V237H111ZM151 238V237H150ZM160 238V237H159ZM162 238H164V236L162 237ZM191 238V237H190ZM225 238V237H224ZM263 238V237H262ZM131 239H132V237H131ZM157 239V238H156ZM170 239V238H169ZM184 240H185V238H183ZM197 239H199V237L197 238ZM197 239H196V241H197ZM26 240V239H25ZM83 240V241H84ZM89 240V239H88ZM96 240V239H95ZM150 240V239H149ZM165 240V239H164ZM183 240V241H184ZM192 240V239H191ZM206 237H205V239H204V242H203V240H202V242L199 240V243L197 242V243H195V244H193L192 243V245H191V251L193 252V253H196V252H201V251H203L204 249L203 248H201V246L202 247H205V246H203V244L204 243H206ZM210 239H208V241H209ZM225 240V239H224ZM229 240H230V238H229ZM260 240V239H259ZM261 240H263V239H261ZM260 240V241H261ZM18 241V240H17ZM82 241V240H81ZM86 241V240H85ZM111 241V240H110ZM109 241V242H110ZM119 241V240H118ZM140 241V240H139ZM163 241V240H162ZM161 241V242H162ZM176 241H178V240H176ZM194 241V240H193ZM196 241H194V242H196ZM211 241V240H210ZM209 241V242H210ZM259 241V242H260ZM87 242V241H86ZM103 242V241H102ZM117 242V241H116ZM155 242V241H154ZM164 242V241H163ZM182 242V241H181ZM23 243V242H22ZM85 242H83V245H86V244H84ZM108 243V242H107ZM220 243V242H219ZM237 243V242H236ZM262 243H264V242H262ZM112 244V243H111ZM151 244V243H150ZM155 244V243H154ZM170 244V243H169ZM183 244H185V241H184V243ZM200 244V245H199ZM89 245V244H88ZM87 245V246H88ZM91 245V244H90ZM172 245V244H171ZM176 245H178V244H176ZM180 245V244H179ZM186 245H188V247H190V239L188 240V242L186 243ZM215 245V244H214ZM220 245V244H219ZM254 245V244H253ZM253 245H251V246H253ZM257 245V244H256ZM258 245H259V243H258ZM257 245V246H258ZM262 245V244H261ZM97 246V245H96ZM164 246V245H163ZM67 247H69V246H67ZM114 247V246H113ZM135 247H136V245H135ZM141 247V246H140ZM222 247V246H221ZM261 247V246H260ZM87 248H89V247H87ZM99 248V247H98ZM145 248V247H144ZM184 248V247H183ZM215 254H228V252L230 251V249L228 248V246H226V247H222L221 249H218V246L216 247H212V245L209 247ZM257 248V247H256ZM68 249V248H67ZM66 249V250H67ZM84 249H85V247L84 248H82L81 247V245H79V242L78 241H74L73 243H71V245H70V247H69V250H67V252H66V255H65V257L64 258H62V261L59 263H56V264H95V262L93 261V259H88V257L86 256V252L84 251ZM96 249V248H95ZM173 249H176V248H173ZM179 249V248H178ZM186 249V248H185ZM208 249V248H207ZM147 250V249H146ZM93 251V250H92ZM143 251V250H142ZM182 251V250H181ZM249 251V250H248ZM252 251H253V249H252ZM255 251V250H254ZM257 251V250H256ZM64 252V251H63ZM100 252V251H99ZM137 252V251H136ZM206 252V251H205ZM208 252V251H207ZM210 252V251H209ZM213 252L212 253H210V254H213ZM258 252V251H257ZM95 253V252H94ZM104 253V252H103ZM147 253V252H146ZM172 253V252H171ZM202 253H204V251L202 252ZM201 253V254H202ZM254 253V252H253ZM168 254V253H167ZM189 254H190V251H189ZM207 254V253H206ZM93 255V254H92ZM137 255H139V254H137ZM143 255V254H142ZM151 255V254H150ZM161 255V254H160ZM175 255V254H174ZM192 255V254H191ZM214 255V254H213ZM141 256V255H140ZM171 256V255H170ZM219 256V255H218ZM222 256V255H221ZM224 256V255H223ZM90 257V256H89ZM95 257V256H94ZM169 257V256H168ZM176 257V256H175ZM205 257V256H204ZM210 257H212V256H210ZM101 258V257H100ZM162 258V260L161 261H163V262H165V260L167 261V255H162V257H160V259ZM174 258V257H173ZM154 259V258H153ZM156 259V258H155ZM216 259V258H215ZM139 260V259H138ZM145 260V259H144ZM150 260V259H149ZM159 260V259H158ZM185 260H186V258H185ZM154 261V260H153ZM157 261V260H156ZM169 261V260H168ZM108 262V261H107ZM139 262V261H138ZM142 262V261H141ZM172 262V261H171ZM44 263V262H43ZM97 263V262H96ZM170 263V262H169ZM30 264H36V263H34V261H33V263H30ZM39 264V263H38ZM164 264V263H163Z\"/></svg>",
  "mask_w": 264,
  "mask_h": 264
}]
</instances>
